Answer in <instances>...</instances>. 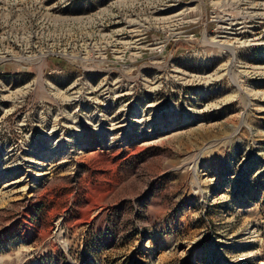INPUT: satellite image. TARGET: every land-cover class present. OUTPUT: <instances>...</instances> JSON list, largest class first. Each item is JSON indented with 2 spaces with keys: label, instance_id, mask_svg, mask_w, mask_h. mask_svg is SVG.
Listing matches in <instances>:
<instances>
[{
  "label": "rangeland",
  "instance_id": "374dc122",
  "mask_svg": "<svg viewBox=\"0 0 264 264\" xmlns=\"http://www.w3.org/2000/svg\"><path fill=\"white\" fill-rule=\"evenodd\" d=\"M0 264H264V0H0Z\"/></svg>",
  "mask_w": 264,
  "mask_h": 264
},
{
  "label": "trees",
  "instance_id": "16d2710c",
  "mask_svg": "<svg viewBox=\"0 0 264 264\" xmlns=\"http://www.w3.org/2000/svg\"><path fill=\"white\" fill-rule=\"evenodd\" d=\"M55 65L59 68V69H66V70H71V69H73V70H77L78 68L77 67H75V66H73V65H69V64H67L65 61H57L56 63H55Z\"/></svg>",
  "mask_w": 264,
  "mask_h": 264
},
{
  "label": "built area",
  "instance_id": "2783aa9c",
  "mask_svg": "<svg viewBox=\"0 0 264 264\" xmlns=\"http://www.w3.org/2000/svg\"><path fill=\"white\" fill-rule=\"evenodd\" d=\"M1 73L4 74V71H2Z\"/></svg>",
  "mask_w": 264,
  "mask_h": 264
},
{
  "label": "bare ground",
  "instance_id": "6f19581e",
  "mask_svg": "<svg viewBox=\"0 0 264 264\" xmlns=\"http://www.w3.org/2000/svg\"><path fill=\"white\" fill-rule=\"evenodd\" d=\"M92 205L94 206V203H92Z\"/></svg>",
  "mask_w": 264,
  "mask_h": 264
}]
</instances>
